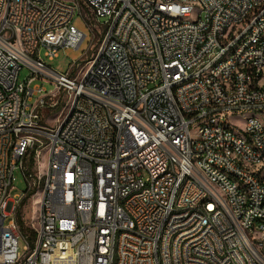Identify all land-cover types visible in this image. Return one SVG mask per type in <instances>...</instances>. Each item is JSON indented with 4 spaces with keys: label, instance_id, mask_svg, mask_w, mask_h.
Returning a JSON list of instances; mask_svg holds the SVG:
<instances>
[{
    "label": "built area",
    "instance_id": "obj_1",
    "mask_svg": "<svg viewBox=\"0 0 264 264\" xmlns=\"http://www.w3.org/2000/svg\"><path fill=\"white\" fill-rule=\"evenodd\" d=\"M75 15L101 28L93 56L70 66L84 75L45 63L84 38ZM261 65L264 0H0V264H264V183L227 153L264 165ZM246 111L256 121L238 141L232 118ZM192 194L206 203L184 212Z\"/></svg>",
    "mask_w": 264,
    "mask_h": 264
},
{
    "label": "bare ground",
    "instance_id": "obj_2",
    "mask_svg": "<svg viewBox=\"0 0 264 264\" xmlns=\"http://www.w3.org/2000/svg\"><path fill=\"white\" fill-rule=\"evenodd\" d=\"M186 3H193V0H186ZM199 19V7H192V11L189 12V20ZM239 51V44H230L229 54H236ZM223 64V57H216L214 59V66H221ZM85 66H78L77 75H84ZM260 76H264V65H261ZM231 82H238V75H231ZM15 84H22V81L15 77ZM251 112L253 111H246ZM256 113L249 117L245 123L255 122ZM260 126H264V115L261 116ZM230 136H236L238 141H248L250 140V133L247 132V124H245L244 129H240L236 126L230 127ZM227 153L232 161L235 162L237 168H245L248 171L254 172L255 182L264 183V165L262 161H254L251 156L243 155L241 151L237 150L236 146H227ZM220 176H234V169L227 168L226 166H219ZM234 187L241 193L243 198H250V184L244 177H236L234 180ZM40 190L43 192V182H35L32 188V198H29L30 205V217L32 220H39V210L35 209V196ZM41 197V196H40ZM197 203H206V196H199V194H192V196L185 199L184 212H193L194 207ZM0 204H2V194H0ZM111 263H118L120 259V251L118 249H111L110 251Z\"/></svg>",
    "mask_w": 264,
    "mask_h": 264
},
{
    "label": "rangeland",
    "instance_id": "obj_3",
    "mask_svg": "<svg viewBox=\"0 0 264 264\" xmlns=\"http://www.w3.org/2000/svg\"><path fill=\"white\" fill-rule=\"evenodd\" d=\"M69 1H80V0H69ZM102 20V19H101ZM73 24L77 27L78 30H80L84 34V38L80 42V44L74 48V47H61L57 50V56L53 58L52 60L45 59V63L50 66L53 70L57 72H68L70 71L72 74H75L77 72L78 66L73 67L70 69L71 64L77 62L80 65H83L85 60L92 57L98 43L101 39V36L98 34L100 31V27L97 29L91 30L85 22L82 20V18L78 15H75V18L73 20ZM43 52V49L41 50V54ZM31 71L30 69L22 65L19 74L18 79L20 81H24L27 79V77L30 75ZM43 83V84H42ZM34 85H43L45 90H52L53 85L48 82H42L40 79H34V81L31 82L30 86ZM38 93L33 94L29 100V103L34 102V100L37 98ZM57 114V108H54L52 110H46L45 116L48 117L47 121H43L45 124H52L55 115ZM253 116V113L246 112L245 115L241 116V120L239 118H232V125L244 129L246 120ZM26 188V181L21 174L19 170L14 171V180L12 181V194H19L21 191H23ZM40 190L37 192L35 196V209H37V200H40ZM26 208V207H25ZM24 208V209H25ZM22 247V241H19V249L21 250Z\"/></svg>",
    "mask_w": 264,
    "mask_h": 264
},
{
    "label": "trees",
    "instance_id": "obj_4",
    "mask_svg": "<svg viewBox=\"0 0 264 264\" xmlns=\"http://www.w3.org/2000/svg\"><path fill=\"white\" fill-rule=\"evenodd\" d=\"M21 226H22L23 230L27 231L30 234V237H33V232L31 230H29L28 228L23 227L22 224H21Z\"/></svg>",
    "mask_w": 264,
    "mask_h": 264
}]
</instances>
